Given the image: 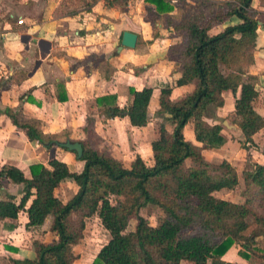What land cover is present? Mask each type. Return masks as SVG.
Masks as SVG:
<instances>
[{
  "label": "trees",
  "instance_id": "1",
  "mask_svg": "<svg viewBox=\"0 0 264 264\" xmlns=\"http://www.w3.org/2000/svg\"><path fill=\"white\" fill-rule=\"evenodd\" d=\"M129 1L106 0V5L125 9ZM146 1L163 14L172 35L181 38L166 55L181 72L176 85L194 86L178 99L171 98V86L161 89L158 113L162 122L159 137L152 142L154 164L148 165L138 154L126 167L107 145L100 146L104 139L88 117L83 127L86 136L75 139L82 142V157L72 151L84 164L81 171H72L58 158L31 164L30 178L15 165L4 166L0 181L24 184V190L19 201L11 194L0 198V220L16 219L26 211V227L30 228L40 227L52 216L51 230L58 239L36 238L35 258L0 264H74L79 256L74 247L85 233L87 218L95 215L110 237L92 264H240L221 259L236 242L241 243L239 253L249 264H264V248L258 245V238H264V162H254L244 170L245 200L239 203L218 196L239 184L235 166L225 159L214 167L203 153L226 142L223 125L207 120L213 117L211 110L225 105L226 91L236 97L234 114L244 147L257 146L254 135L264 127V116L255 108L260 90L252 82L249 67L255 63L264 9L256 7L254 0H178L177 5L173 0ZM260 2L264 5V0ZM233 18L236 22L217 30L218 24ZM130 92L133 100L129 106L108 105L101 109L102 114L107 118L128 115L133 126L148 125L153 88H132ZM14 122L29 127L32 141L48 144L57 139L43 134L38 122ZM190 123L201 145L186 139L184 128ZM64 180L79 187L67 202L56 194ZM149 205L163 212L158 225L142 214ZM132 220L135 225L129 229Z\"/></svg>",
  "mask_w": 264,
  "mask_h": 264
},
{
  "label": "crops",
  "instance_id": "2",
  "mask_svg": "<svg viewBox=\"0 0 264 264\" xmlns=\"http://www.w3.org/2000/svg\"><path fill=\"white\" fill-rule=\"evenodd\" d=\"M177 1L172 3L177 5ZM254 5L264 9L260 0H254ZM150 9L154 10L152 14L148 13ZM14 12L26 24H18ZM162 16L146 0H130L125 9L108 6L106 0H18L13 7L0 0V66L4 75L7 73L0 78V171L4 166L15 165L30 178L31 164L46 163L52 158L65 161L72 171H81L84 165L70 150L32 141L29 127L19 126L14 119L38 122L43 134L58 140H75L86 136L83 127L89 117L104 139L100 146L107 145L126 167L138 154L152 166V142L159 137L162 122L158 113L161 89L171 86V98L178 99L194 87L176 85L181 72L166 55L170 46L180 44L181 38L172 35V27ZM233 20L218 24L217 30L236 22ZM124 31L137 33L135 48H119ZM249 74L260 90L255 108L264 116V25L258 29L255 63L249 67ZM146 86L153 88L148 125L133 126L128 115L107 118L102 114L101 109L108 105L129 106L133 100L130 90ZM224 96L225 105L217 108L220 115L235 109V95L226 91ZM192 130L191 123L186 125V139L201 145ZM223 135L226 142L221 147L229 141ZM254 140L257 146L252 151L259 146L263 150L264 127L254 135ZM217 149H204L203 153ZM78 189L74 181L64 180L56 194L67 202ZM23 190L24 184L10 179L0 181V198L11 194L19 201ZM30 204L31 200L27 207ZM28 221L26 211H21L16 219L0 220V261L35 258L33 240L38 238L37 234H42L44 241L48 240V233L57 234L51 231L52 216L40 227L27 228ZM263 242L264 238L259 237L258 245L264 248ZM240 249L241 243H234L221 259L249 264L240 255ZM99 250L88 259L78 254L74 264H92Z\"/></svg>",
  "mask_w": 264,
  "mask_h": 264
},
{
  "label": "rangeland",
  "instance_id": "3",
  "mask_svg": "<svg viewBox=\"0 0 264 264\" xmlns=\"http://www.w3.org/2000/svg\"><path fill=\"white\" fill-rule=\"evenodd\" d=\"M6 1V3H9L11 7L13 5H18V0H2ZM14 19L18 20L20 16H18L17 12H14ZM147 13V12H146ZM153 18H156L155 16H152ZM233 100V98H231ZM232 108V106H231ZM218 109H213L209 112L210 115H213V117H210L208 119L209 122L213 123L214 121H219L223 125L224 134L229 139L228 143L225 144L224 147H219V150L213 151H207L205 154V158L208 162L214 165V167L217 166V164H220L223 160H228L235 168L237 169V172L240 177L239 184L229 190L224 189L221 192L218 193V196L232 200L234 202H243L245 200V197L243 195L244 189H245V183L243 179V172L246 168H251L252 163L256 161L263 162L264 161V149L261 150V147L259 146L257 150H253L251 148H255L252 146H249V148L244 147V138L239 131V127L237 125V117L234 114V111H229L230 113L226 115V113L218 114ZM213 112V114L211 113ZM193 131V130H192ZM212 150V149H210ZM257 200H254L252 202V206L256 208ZM143 216H145L150 223L154 225H158L162 216L163 212L161 209L155 205H149L142 211ZM249 220L252 222L253 226V217H249ZM135 225V221L132 220L129 226V229H133ZM52 231V230H51ZM250 231V230H249ZM46 232V231H45ZM47 233V232H46ZM39 239H42V234H37ZM55 236H58L56 233H48L45 238H48L47 241L51 242L53 240H57ZM110 233L108 230L105 229L103 224L101 223L100 218L95 215L91 218H87L86 221V228L85 233L83 237L80 239L77 246L74 247V251L76 254H84L85 257L91 258L95 253L105 244L107 239H109ZM44 239V238H43ZM262 242V241H261ZM264 246V242L262 243Z\"/></svg>",
  "mask_w": 264,
  "mask_h": 264
},
{
  "label": "water",
  "instance_id": "4",
  "mask_svg": "<svg viewBox=\"0 0 264 264\" xmlns=\"http://www.w3.org/2000/svg\"><path fill=\"white\" fill-rule=\"evenodd\" d=\"M138 41V35L132 31H124L123 38L121 41V45L119 46L120 49L123 47L135 48ZM167 115H170L167 113ZM49 145H57L61 148H66L70 151H75L77 153V157L81 158L83 155V145L82 142L79 140H72L67 138L66 140H58L54 139L51 140Z\"/></svg>",
  "mask_w": 264,
  "mask_h": 264
},
{
  "label": "built area",
  "instance_id": "5",
  "mask_svg": "<svg viewBox=\"0 0 264 264\" xmlns=\"http://www.w3.org/2000/svg\"><path fill=\"white\" fill-rule=\"evenodd\" d=\"M17 23L20 25H24V24H26V21L24 18H20V19H18ZM6 75H7V73L4 75V69L0 66V78L2 76L5 77Z\"/></svg>",
  "mask_w": 264,
  "mask_h": 264
}]
</instances>
